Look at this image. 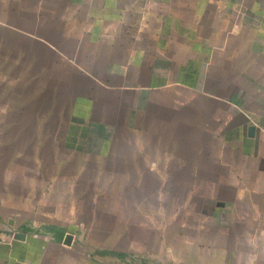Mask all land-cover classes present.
Here are the masks:
<instances>
[{
  "label": "crops",
  "instance_id": "obj_1",
  "mask_svg": "<svg viewBox=\"0 0 264 264\" xmlns=\"http://www.w3.org/2000/svg\"><path fill=\"white\" fill-rule=\"evenodd\" d=\"M10 1L43 77L0 97V264H130L126 226L84 252L82 183L186 184L181 261L264 264V0Z\"/></svg>",
  "mask_w": 264,
  "mask_h": 264
},
{
  "label": "rangeland",
  "instance_id": "obj_2",
  "mask_svg": "<svg viewBox=\"0 0 264 264\" xmlns=\"http://www.w3.org/2000/svg\"><path fill=\"white\" fill-rule=\"evenodd\" d=\"M10 2V0H0V18L19 20L17 18L20 16L5 12L10 10ZM28 47L22 36L18 39L12 36L10 31L0 28V97L7 100L20 97L25 100L33 94V89H38L39 84L37 86L34 79L43 77L41 73L40 75L38 73L42 65L31 52H28ZM53 59L51 57L50 60L44 61L46 64L57 67L58 62ZM14 121L16 120H6V123L8 126L25 127L24 120H20L21 124H13ZM39 125L41 126L42 122H39ZM9 137L0 135V139ZM16 138V145H25L29 139L28 136L20 134ZM22 152L20 159L29 160V156L25 154L26 151ZM4 154L5 152L0 150V163ZM80 187L84 197L82 198L83 219L89 217L86 214L88 204L86 194L97 192L93 196L91 207L93 218L89 223H92L91 227L94 230L82 235V239L86 241L84 252L89 251L93 246L90 239H93L95 244L104 245L114 229L121 230L126 226L125 235L120 236L119 244L116 243L114 248L124 249L130 253L131 255H128L130 264H139L141 256L146 258L145 264H186L180 258H194V249L188 250L183 242L194 235L197 236V233L191 230L192 226H188V223L193 221V218L196 219V216L192 215V217L187 213L173 218L171 214L174 206L180 205L185 195L186 184L82 183ZM178 233L181 234L180 237ZM156 234H160L164 246L156 240ZM240 258L237 256L238 260ZM236 264L241 263L237 261Z\"/></svg>",
  "mask_w": 264,
  "mask_h": 264
},
{
  "label": "trees",
  "instance_id": "obj_3",
  "mask_svg": "<svg viewBox=\"0 0 264 264\" xmlns=\"http://www.w3.org/2000/svg\"><path fill=\"white\" fill-rule=\"evenodd\" d=\"M11 25H13V26H15V27H19V28H21V29H28V28H26L25 26H19L18 24H11ZM0 28H2V29H5L6 31H10V32H14L16 29H13V28H11V27H9V26H5V25H3V24H0ZM4 31V30H3ZM27 31V30H26ZM122 255L124 254V253H121Z\"/></svg>",
  "mask_w": 264,
  "mask_h": 264
},
{
  "label": "water",
  "instance_id": "obj_4",
  "mask_svg": "<svg viewBox=\"0 0 264 264\" xmlns=\"http://www.w3.org/2000/svg\"><path fill=\"white\" fill-rule=\"evenodd\" d=\"M252 128H253L252 126L249 127L250 131L252 130ZM70 238H71V234H69V233L66 234L64 242L65 243H70Z\"/></svg>",
  "mask_w": 264,
  "mask_h": 264
}]
</instances>
